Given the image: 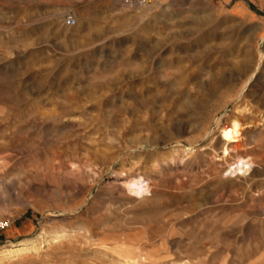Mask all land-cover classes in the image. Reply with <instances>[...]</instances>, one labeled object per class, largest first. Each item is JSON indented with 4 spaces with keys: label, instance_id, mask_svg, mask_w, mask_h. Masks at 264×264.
<instances>
[{
    "label": "rangeland",
    "instance_id": "374dc122",
    "mask_svg": "<svg viewBox=\"0 0 264 264\" xmlns=\"http://www.w3.org/2000/svg\"><path fill=\"white\" fill-rule=\"evenodd\" d=\"M0 254L264 264V0H0Z\"/></svg>",
    "mask_w": 264,
    "mask_h": 264
},
{
    "label": "bare ground",
    "instance_id": "6f19581e",
    "mask_svg": "<svg viewBox=\"0 0 264 264\" xmlns=\"http://www.w3.org/2000/svg\"><path fill=\"white\" fill-rule=\"evenodd\" d=\"M241 114H242V111H238V114L234 115L233 117H230L228 124L220 129L221 138H222V141L224 142V155H225V157L228 156L230 153L228 150V145L231 142H235L236 140L242 138V136H243L245 129H244V126L241 122V118L239 116ZM220 120L221 119L218 120L217 125L220 124ZM249 166L250 165L246 161L234 163L233 164L234 168H232V172H234V173L244 172L247 169V167H249ZM128 190L131 193H134V194H137L140 196L142 194L148 193L149 187H147L145 185L144 180L140 179L137 181H132L128 185ZM38 241H39L38 239H35V240L26 241V242H23L19 245H16L13 249L8 251L10 253L9 255L19 256L22 254L30 253L32 251H36L37 246H38ZM53 241H57V238L55 237V239ZM124 261H125V263L130 264V263L134 262V259L126 258V259H124Z\"/></svg>",
    "mask_w": 264,
    "mask_h": 264
},
{
    "label": "built area",
    "instance_id": "2783aa9c",
    "mask_svg": "<svg viewBox=\"0 0 264 264\" xmlns=\"http://www.w3.org/2000/svg\"><path fill=\"white\" fill-rule=\"evenodd\" d=\"M126 6H150L156 0H121ZM65 25L69 28L77 25V20L74 16H68L65 20Z\"/></svg>",
    "mask_w": 264,
    "mask_h": 264
}]
</instances>
